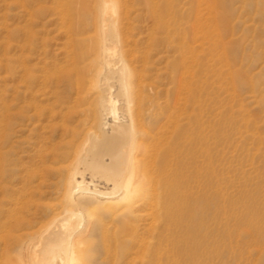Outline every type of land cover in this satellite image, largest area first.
<instances>
[{"label":"rangeland","instance_id":"374dc122","mask_svg":"<svg viewBox=\"0 0 264 264\" xmlns=\"http://www.w3.org/2000/svg\"><path fill=\"white\" fill-rule=\"evenodd\" d=\"M68 6L0 0V264H28L31 244L72 206L56 191L89 125L70 80ZM117 8L136 56L148 52L134 62L146 76L144 108L175 111L187 146L182 164L192 154L193 165L182 166L184 197L172 203L184 211L179 223L164 217L158 196L131 208H87L84 263L264 264V0H119ZM186 45L194 95L183 89L175 104L181 79L182 88L189 82L176 65ZM166 123L141 126L155 132ZM66 153L72 161H62Z\"/></svg>","mask_w":264,"mask_h":264},{"label":"bare ground","instance_id":"6f19581e","mask_svg":"<svg viewBox=\"0 0 264 264\" xmlns=\"http://www.w3.org/2000/svg\"><path fill=\"white\" fill-rule=\"evenodd\" d=\"M89 2V0H68L70 7L68 6L67 14L65 13L71 23V27L68 28L67 44L71 49L69 57L74 78L70 80L77 89L78 101L85 104V106L83 104L85 107H83L85 114L83 124L89 125L88 137L86 135L88 139L86 142L85 140L81 142L84 149L82 148L80 152L81 146H79L77 150L81 154L76 153L73 163H70L71 166L67 167L68 169L65 168L66 166L63 168L67 173L63 177L65 183L62 186L63 182H61L62 189L56 191L57 197H64L68 199L70 205L72 203L71 208L74 207L75 212H70L73 209L68 207L70 210L64 212L66 214L57 220L53 229L50 228L47 233L44 231L46 234L38 237L34 243H30V249L27 250L28 264H85L88 256L85 255L82 241L83 235L89 231L86 225L91 222L88 221L90 213L86 212V209L90 207L91 210V206L100 204L111 209L123 206L131 208L146 198V201L150 202L148 199L150 196H158L165 200L164 204L162 200L160 201L164 217L179 223L180 212H184L178 203L180 210L172 203L184 197L181 194L183 182L181 168L184 165H193V155H186V163L182 164V155L187 146L180 141L182 132H180L178 116L174 113L175 111L167 114L163 110L156 115V109L144 108L149 98L146 95L148 90L146 76L144 70L140 72L134 67V62L144 61L143 58H147L148 52H143L144 55L147 54L146 57H138L135 50L130 47L132 41L126 36L127 34L124 35L126 32L123 33L120 29L121 25L124 28L125 23H121L123 20L118 15L119 0H95L93 5ZM159 23L161 25L158 26L162 29L161 20ZM140 42L135 41V46L138 47ZM186 47V52H181L183 49L180 50L176 65L181 74L187 75L189 82L182 88L184 82L181 79L174 95L175 104L181 101L183 89L189 90L192 97L194 95V70L189 61L192 59L194 65L195 61L190 57L193 54L188 49L190 47L187 45ZM188 76H191V81ZM150 107L153 108L151 104ZM152 119L156 120L157 125H160L164 119L167 123L161 125L155 132H147V129L141 126L142 121ZM171 125H173V131L170 137L171 142H169L170 139L166 135L170 133ZM79 137H81L80 134ZM77 150L73 149V152L70 151L69 154L74 156ZM72 156L68 154L61 156L62 161ZM139 156L142 159H139ZM62 161L60 164H63ZM43 163L46 165L47 160L45 159ZM152 209L153 214L155 211L152 212Z\"/></svg>","mask_w":264,"mask_h":264}]
</instances>
